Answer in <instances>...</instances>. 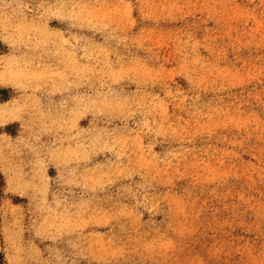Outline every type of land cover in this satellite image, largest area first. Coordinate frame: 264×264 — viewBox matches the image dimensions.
<instances>
[{
  "label": "rangeland",
  "instance_id": "1",
  "mask_svg": "<svg viewBox=\"0 0 264 264\" xmlns=\"http://www.w3.org/2000/svg\"><path fill=\"white\" fill-rule=\"evenodd\" d=\"M0 264H264V0H0Z\"/></svg>",
  "mask_w": 264,
  "mask_h": 264
},
{
  "label": "bare ground",
  "instance_id": "2",
  "mask_svg": "<svg viewBox=\"0 0 264 264\" xmlns=\"http://www.w3.org/2000/svg\"><path fill=\"white\" fill-rule=\"evenodd\" d=\"M26 54V53H25ZM47 64V63H46ZM52 65V64H51ZM50 73V72H49ZM60 75V74H59ZM59 85V84H58Z\"/></svg>",
  "mask_w": 264,
  "mask_h": 264
}]
</instances>
